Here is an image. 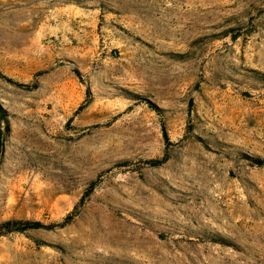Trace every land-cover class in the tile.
I'll use <instances>...</instances> for the list:
<instances>
[{
	"label": "rangeland",
	"instance_id": "374dc122",
	"mask_svg": "<svg viewBox=\"0 0 264 264\" xmlns=\"http://www.w3.org/2000/svg\"><path fill=\"white\" fill-rule=\"evenodd\" d=\"M0 108V264H264V0H0Z\"/></svg>",
	"mask_w": 264,
	"mask_h": 264
},
{
	"label": "trees",
	"instance_id": "16d2710c",
	"mask_svg": "<svg viewBox=\"0 0 264 264\" xmlns=\"http://www.w3.org/2000/svg\"><path fill=\"white\" fill-rule=\"evenodd\" d=\"M0 108V129L2 125V112ZM165 138L168 140V133L164 130ZM154 164L160 163L161 160H153ZM93 188V187H92ZM91 190V189H90ZM45 226L41 221H31V220H8L2 226H0V237L6 233L12 231H24L29 228H39Z\"/></svg>",
	"mask_w": 264,
	"mask_h": 264
}]
</instances>
